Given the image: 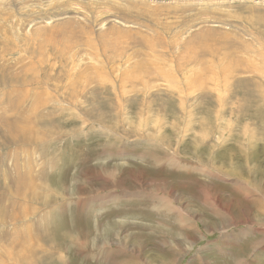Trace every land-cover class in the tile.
I'll list each match as a JSON object with an SVG mask.
<instances>
[{
	"label": "rangeland",
	"instance_id": "rangeland-1",
	"mask_svg": "<svg viewBox=\"0 0 264 264\" xmlns=\"http://www.w3.org/2000/svg\"><path fill=\"white\" fill-rule=\"evenodd\" d=\"M28 116L36 141L11 142ZM24 244L32 264H264V0H0V264Z\"/></svg>",
	"mask_w": 264,
	"mask_h": 264
},
{
	"label": "bare ground",
	"instance_id": "bare-ground-1",
	"mask_svg": "<svg viewBox=\"0 0 264 264\" xmlns=\"http://www.w3.org/2000/svg\"><path fill=\"white\" fill-rule=\"evenodd\" d=\"M97 18V17H96ZM104 22V21H103ZM103 26V25H102ZM67 27V26H66ZM71 27V26H70ZM42 29V28H41ZM63 29V28H62ZM65 30H66V28H65ZM69 32V31H68ZM70 33V32H69ZM86 35V34H85ZM63 38V37H62ZM79 38V37H78ZM77 38V39H78ZM88 38V37H87ZM69 39V38H68ZM84 39H86V38H84ZM88 40H89V38H88ZM49 42V41H48ZM60 43V42H59ZM90 43V42H89ZM47 44H49V43H47ZM46 45V44H45ZM73 45H74V43H73ZM77 45V44H76ZM50 46V45H49ZM52 46V45H51ZM48 47V46H47ZM26 50V49H25ZM29 50V49H28ZM32 50V49H31ZM35 50H37V49H35ZM60 51V50H59ZM37 52V51H36ZM35 53V52H34ZM58 53V52H57ZM60 53V52H59ZM62 53V52H61ZM56 54V53H55ZM64 55V54H63ZM34 61H36V60H34ZM51 61V60H50ZM62 61V60H61ZM37 62V61H36ZM72 62V61H71ZM111 62V61H110ZM43 63V62H42ZM35 64V62L33 63V61H32V63H31V66H33ZM37 64H38V62H37ZM41 64V63H40ZM41 65H43V64H41ZM50 68V67H49ZM79 69V68H78ZM103 69V68H102ZM36 70V69H35ZM83 70V69H82ZM99 70V69H98ZM97 71V70H96ZM42 74V73H41ZM75 76V75H74ZM85 76V75H84ZM79 77V76H78ZM14 79V80H13ZM12 80H13V82H15L16 84L15 85H18V86H21V85H19V83L21 82V84L23 85V88H26V87H28V85H30V86H36L35 85V83H36V81H35V78H31L30 76L29 77H26V78H21V77H19V76H14V78H13ZM31 79V80H30ZM77 79V78H76ZM83 79H85V78H83ZM72 80V79H71ZM77 80H79V79H77ZM46 82H47V80H46ZM18 83V84H17ZM72 83H77V82H72ZM86 83V82H85ZM75 87V86H74ZM36 88H38L37 86L35 87V91H36ZM41 88V87H40ZM83 90H84V88H82ZM38 90V89H37ZM75 90V89H74ZM74 90H65L63 93H66V94H68V96L70 97V100L71 99H73L74 98ZM39 91V90H38ZM43 92V91H42ZM96 93V92H95ZM84 96V95H83ZM36 97V96H35ZM39 97V96H38ZM41 99V98H40ZM40 99L39 98H36V100H35V104H38V105H40V106H47L48 104L45 102V101H41L40 102ZM93 99V98H92ZM94 100V99H93ZM22 103H23V97H22ZM20 105H21V103H19ZM55 107H57V105H54ZM70 106H71V103H70ZM55 107H53L54 109H55ZM23 108V107H22ZM68 108V107H67ZM23 111V110H22ZM33 111V109L30 111V112H32ZM20 112V111H19ZM34 112H35V110H34ZM38 112V111H37ZM50 112H51V110H50ZM54 111H52L51 113H53ZM39 113V112H38ZM23 114V113H22ZM19 115H21V114H19ZM23 116V115H22ZM37 117V116H36ZM45 117V116H44ZM11 118V117H10ZM17 121L18 120H22V119H19L20 118V116H17ZM31 118H32V116H31ZM24 119V118H23ZM37 119V118H36ZM10 120V119H9ZM15 120V119H14ZM35 120V117L33 118V119H30V116H28L26 119H25V121L24 122H26L27 123V125H26V127H21V125L20 124H17V123H19V122H16V120L14 121V122H16V123H13L12 124V126H11V134L10 135H14V137L12 138V136H11V142H15V140H18V141H26V142H30V144H31V142L32 141H36V139H37V136H36V133H35V129H34V127L35 126H33V124H34V122H36V121H34ZM37 120H39V119H37ZM40 120H41V118H40ZM42 121V120H41ZM41 135V134H40ZM8 140H10V139H8ZM39 140V139H38ZM7 143V142H6ZM29 144V143H28ZM49 146V145H48ZM44 147V146H43ZM45 148V147H44ZM44 150V149H43ZM82 151V150H81ZM83 152H84V150H83ZM34 155V154H33ZM85 156V155H84ZM81 158H82V156H81ZM30 162V161H29ZM27 164H29V163H27ZM32 166V165H31ZM19 170V169H18ZM40 170V169H39ZM42 171H44V169L42 170ZM34 174V173H33ZM41 174V173H40ZM18 178V177H17ZM18 179H21L22 180V184H21V181H19V187L17 186V192H18V194L20 195V196H23V195H25V196H27V193H30V195L33 197V198H38L39 196L38 195H36L34 192H33V190L31 189V187H29V188H24V187H27V186H25V184H29L30 183V181H29V177L27 176V175H21ZM31 179V178H30ZM16 188V187H15ZM24 196V197H25ZM151 197V196H150ZM156 197V196H155ZM159 198V197H158ZM165 201H169L168 199H165ZM161 202H162V200H161ZM163 203V202H162ZM167 205V204H166ZM168 206L172 209V207H171V205H169L168 204ZM33 213V212H32ZM30 226V225H29ZM32 227V226H31ZM28 239V238H27ZM32 239V238H31ZM49 242V241H48ZM29 244V243H28ZM28 244H24V248H26L27 249V256H26V259H31V257L34 255V254H36V250H34V248H31V246H29ZM46 248V247H45ZM30 256H29V255ZM40 256V255H39ZM19 258H21V257H23V255H21V256H18ZM33 258V257H32ZM29 259V260H30ZM38 259V258H37ZM33 259H31L30 260V264H32L31 263V261H32ZM40 260V259H39Z\"/></svg>",
	"mask_w": 264,
	"mask_h": 264
}]
</instances>
